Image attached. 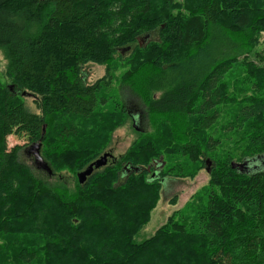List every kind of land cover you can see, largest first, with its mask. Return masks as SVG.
<instances>
[{
  "label": "trees",
  "instance_id": "1",
  "mask_svg": "<svg viewBox=\"0 0 264 264\" xmlns=\"http://www.w3.org/2000/svg\"><path fill=\"white\" fill-rule=\"evenodd\" d=\"M263 36L264 0H0L9 84V94L0 86V220L5 225L12 212V224L45 243L15 259L264 264ZM87 64L103 67L104 76L87 84ZM119 65L125 71L113 96ZM235 86L252 93L236 96ZM26 97L38 114L26 110ZM131 100L144 105L160 132L145 138L138 129L120 167L91 175L73 191L41 184L18 159L21 148L9 144L12 135L26 136L41 144L51 170L74 175L99 159V134L127 123ZM221 126L217 137L211 134ZM50 131L60 144L55 152L48 151ZM82 133L88 135L81 143L71 142ZM222 139L224 157L217 153ZM60 153L73 167L57 165ZM165 159L208 170L206 197L192 217H170L137 244L132 237L148 223L164 179L194 177L162 170Z\"/></svg>",
  "mask_w": 264,
  "mask_h": 264
},
{
  "label": "rangeland",
  "instance_id": "2",
  "mask_svg": "<svg viewBox=\"0 0 264 264\" xmlns=\"http://www.w3.org/2000/svg\"><path fill=\"white\" fill-rule=\"evenodd\" d=\"M259 49L264 50V36L261 39V45L259 46ZM6 65L7 64L4 54L0 50V86L5 87V90H7L6 94H9L7 89L9 84L5 76ZM124 71L125 68L119 65L113 72L114 79L112 82V89L110 91V94L113 96H116L119 93V77L123 75ZM82 74L84 81L87 84H91L104 76L105 69L95 64H87L82 68ZM241 77L242 76H240L238 80H240ZM231 91L236 96L252 93L250 90H244L240 86L231 88ZM121 92L122 91H120V93ZM262 94L264 95V92H262ZM21 101L28 112L34 114L39 113V110L36 108L32 98L26 97ZM233 104L234 105H231L227 109L231 107L235 108L237 106L235 103ZM127 106L130 113V118L127 123L122 127L115 129L108 135H104V133H102L97 136V139H100L103 145L99 158L102 157L103 159L104 157L105 164L102 167H98L99 169H94V172L91 173L90 176L93 174H102L112 165L120 167L119 164L121 162L119 161L121 157H125L130 151L132 147L131 145H133L136 140L140 138L138 136L139 132H137L138 129V131L145 133V138H156L157 132H160L159 130H156L151 123L150 118L145 113V107L141 102L138 103L134 100H131ZM55 122L56 119H53L52 124H55ZM222 128L223 126L219 127L218 131L212 132L211 134L217 137L218 135L216 133L219 132V130L221 131ZM86 135H88V133H82L81 135L72 138L71 142L81 143V141L85 139ZM55 136L56 135L54 132H49L47 144L50 143L51 147L48 149V151L51 148L54 152L59 149L60 144L57 142V137ZM9 144H12V148L15 146H19L21 148L18 154V159L22 164L26 165V167L30 169V171L38 180L42 181L41 184L52 187L65 184L71 191H73L76 185L82 186L90 177L88 176L82 184H80L78 181L77 175L83 172L87 166L84 167L82 171H79L74 175L71 174L73 172L69 168H59L60 170L58 169L57 171L51 170V168H49L50 166L41 155L42 147H40V157L49 166V172L47 173L38 164H36L33 152L35 143L31 144V142H28V138L26 136L17 137L12 135V138H9ZM224 147H227V143L223 140L222 148L217 150V153L221 157H224L225 154L229 153L226 151L227 148ZM25 151H28L29 154ZM60 156H63V154L60 153L59 155L55 156L56 163L59 167H73L72 161L68 159L69 157H65L64 160ZM162 162H164L162 170L172 169L171 175H176L180 170H183L184 174L194 173V177L177 178L173 177L172 175L164 179V182L162 183V190H160L159 193V198L156 201L155 207L149 213L148 223L134 237H132V241L137 244L151 238L155 231L162 227L170 217L175 218V220H178V217L181 216L192 217L196 210H200V208H202L201 203H203L206 197L209 175L205 169L199 170L197 168L198 166L187 165L186 162L180 159H165ZM155 166L156 163H151L148 169L152 170L155 168ZM119 172H122L121 168ZM121 181L122 180L119 182ZM117 185L112 183L111 186L115 187ZM103 187H105L104 184ZM9 213L10 214L7 215V218H5L7 220L5 225L3 224V220H0V264H20L15 259V255H17L20 250L32 252L42 251V248L45 245L44 238L38 236V234H27L24 232L23 228H19L17 225L12 224V212ZM42 258L43 257L41 256L36 257L35 261L31 264H44Z\"/></svg>",
  "mask_w": 264,
  "mask_h": 264
},
{
  "label": "water",
  "instance_id": "3",
  "mask_svg": "<svg viewBox=\"0 0 264 264\" xmlns=\"http://www.w3.org/2000/svg\"><path fill=\"white\" fill-rule=\"evenodd\" d=\"M24 95L25 94L22 93V96H24ZM44 131H45V127L43 128L42 136L44 134ZM40 146H41L40 143H36L34 146V150H33L34 159H35L36 164H38L44 171H46L48 173L49 172L48 165L42 160V158L40 157V154H39ZM104 164H105V161H104V157H103V159L101 158L96 163L89 165L83 172H81L77 175L79 183L82 184L85 181V179L88 176H90V174L93 172L94 169H97L98 167H102ZM231 167L233 169H238L239 171L246 169L245 164L232 163Z\"/></svg>",
  "mask_w": 264,
  "mask_h": 264
},
{
  "label": "bare ground",
  "instance_id": "4",
  "mask_svg": "<svg viewBox=\"0 0 264 264\" xmlns=\"http://www.w3.org/2000/svg\"><path fill=\"white\" fill-rule=\"evenodd\" d=\"M40 147H41V146H40ZM101 158H102V157H101ZM101 158H99L98 160H96V161H95V162H93V163H96V162H97V161H99ZM93 163H92V164H93Z\"/></svg>",
  "mask_w": 264,
  "mask_h": 264
},
{
  "label": "flooded vegetation",
  "instance_id": "5",
  "mask_svg": "<svg viewBox=\"0 0 264 264\" xmlns=\"http://www.w3.org/2000/svg\"><path fill=\"white\" fill-rule=\"evenodd\" d=\"M26 152V151H25ZM26 153H28L29 154V152L27 151Z\"/></svg>",
  "mask_w": 264,
  "mask_h": 264
}]
</instances>
